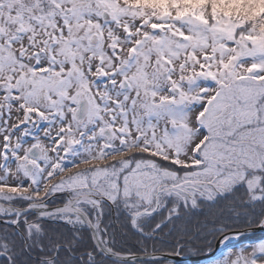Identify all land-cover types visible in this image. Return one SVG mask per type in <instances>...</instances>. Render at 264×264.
<instances>
[{
    "label": "snow or ice",
    "instance_id": "obj_1",
    "mask_svg": "<svg viewBox=\"0 0 264 264\" xmlns=\"http://www.w3.org/2000/svg\"><path fill=\"white\" fill-rule=\"evenodd\" d=\"M264 264V0H0V264Z\"/></svg>",
    "mask_w": 264,
    "mask_h": 264
}]
</instances>
